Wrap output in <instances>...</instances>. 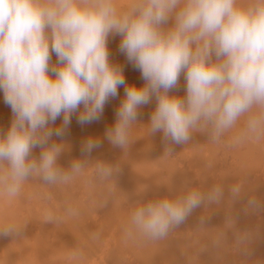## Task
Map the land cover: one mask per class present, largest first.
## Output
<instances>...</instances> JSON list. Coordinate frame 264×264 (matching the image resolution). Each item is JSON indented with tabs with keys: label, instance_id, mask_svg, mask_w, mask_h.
<instances>
[{
	"label": "clouds",
	"instance_id": "obj_1",
	"mask_svg": "<svg viewBox=\"0 0 264 264\" xmlns=\"http://www.w3.org/2000/svg\"><path fill=\"white\" fill-rule=\"evenodd\" d=\"M169 21L172 23L169 25ZM120 35V51L141 72L143 87L127 85L123 69L109 60L108 38ZM57 63L51 65V54ZM186 95H170L181 73ZM125 87L113 127L105 138L123 151L129 147L138 109L155 96L146 126L149 135L187 144L206 132L218 142L242 118L237 143L264 138V0H0V90L13 114L0 130V195L18 197L38 178L65 184L80 175L88 160L58 165L66 145L60 137L77 113L78 123L98 120L109 98ZM62 116L60 127L53 128ZM100 140L89 137L82 154ZM41 149L38 157L33 149ZM172 153L171 148H166ZM101 180L114 177L116 165L96 161ZM240 187L231 190L239 198ZM224 192L187 188L174 198L150 199L131 212L125 233L160 240L194 209L220 201ZM253 210L264 204L249 199ZM48 220L52 219L51 214ZM24 227L0 225V235L20 236Z\"/></svg>",
	"mask_w": 264,
	"mask_h": 264
},
{
	"label": "rangeland",
	"instance_id": "obj_2",
	"mask_svg": "<svg viewBox=\"0 0 264 264\" xmlns=\"http://www.w3.org/2000/svg\"><path fill=\"white\" fill-rule=\"evenodd\" d=\"M119 3L126 5L129 0ZM120 42V35L109 36L110 62L122 67L127 85L143 87L141 72L120 51ZM56 63L57 57L52 53L50 64ZM184 80L182 72L177 87L169 94L183 98ZM124 97L125 87L120 86L118 95L105 104L100 118L83 125L77 120L81 105L64 134L52 137L53 141L66 145L58 158L60 167L68 169L77 159L89 161L82 174L56 186L32 178L23 185L18 197L9 200L0 195V225L11 222L24 227L18 237L0 235V264H264V208L253 210L247 204L249 199L264 204V138L236 142L244 127V117L218 142L203 131L194 133L187 144L166 142L162 132L147 135L146 126L156 107L153 96L138 109L137 125L132 127L129 147L123 151L109 143L105 132L114 126L116 111ZM12 119V110L0 90V130L6 133ZM61 124L62 116L52 127ZM89 137L99 139L100 146L84 155L82 143ZM166 148H171L172 153L165 152ZM40 151L39 147L34 148L33 155L38 157ZM96 161L116 164L119 170L114 177L101 180L96 174ZM234 186L241 190L236 199L231 192ZM214 187L223 189L220 201L194 209L167 237L150 240L136 233L126 236L131 212L139 204L165 196L174 198L187 188L207 193ZM110 209L114 211L112 216ZM49 214L51 220L47 218ZM111 232L117 236L113 237ZM90 235L103 240L89 257L81 249L91 246Z\"/></svg>",
	"mask_w": 264,
	"mask_h": 264
},
{
	"label": "bare ground",
	"instance_id": "obj_3",
	"mask_svg": "<svg viewBox=\"0 0 264 264\" xmlns=\"http://www.w3.org/2000/svg\"><path fill=\"white\" fill-rule=\"evenodd\" d=\"M126 67H127V66H126ZM126 67H125V69H126ZM128 67H129V66H128ZM128 67H127V68H128ZM125 69H124V70H125ZM136 72H137V71H136ZM136 72H135V73H136ZM129 74H130V73H129ZM136 78H137V76H136ZM184 81H185V80H184ZM137 82H138V81H137ZM180 84H181V82H180ZM184 90H185V88H184ZM182 95H183V94H182ZM151 103H152V102H151ZM155 105H156V104H155ZM137 121H138V120H137ZM145 130H146V129H145ZM103 134H104V133H103ZM147 135H149V134H147ZM135 136H136V135H135ZM146 137H147V136H146ZM152 137H153V136H152ZM148 139H149V138H148ZM195 140H196V139H195ZM59 141H60V139H59ZM135 141H136V139H135ZM140 141H141V140H140ZM140 141H139V142H140ZM197 141H198V140H197ZM213 142H214V141H213ZM253 142H254V141H253ZM135 143H136V142H135ZM209 143H210V142H209ZM193 144H194V143H193ZM212 144H213V143H212ZM149 145H150V144H149ZM161 145H162V144H161ZM210 146H211V145H210ZM212 146H213V145H212ZM134 147H135V146H134ZM164 147H165V146H164ZM102 148H103V147H102ZM105 148H106V147H105ZM106 149H107V148H106ZM108 149H109V148H108ZM213 149H214V148H213ZM102 150H103V149H102ZM213 151H214V150H213ZM163 152H164V151H163ZM120 153H121V152H120ZM256 153H257V152H256ZM143 154H144V153H143ZM145 154H146V153H145ZM152 154H153V153H152ZM158 155H159V154H158ZM161 155H162V154H161ZM149 156H150V155H149ZM127 157H128V156H127ZM248 157H249V156H248ZM129 158H131V157H129ZM153 158H155V157H153ZM184 158H185V157H184ZM217 158H218V157H217ZM108 159H109V158H108ZM244 159H245V157H244ZM109 160H111V159H109ZM156 160H157V159H156ZM245 161H246V160H245ZM110 162H111V161H110ZM218 162H219V161H218ZM237 162H238V161H237ZM109 164H110V163H109ZM114 164H115V163H114ZM138 164H139V163H138ZM256 164H257V163H256ZM111 165H112V163H111ZM115 165H116V164H115ZM142 165H143V164H142ZM258 165L260 166V164H258ZM143 166H144V165H143ZM147 166H148V165H147ZM156 166H157V165H156ZM145 167H146V166H145ZM149 167H150V166H148V168H149ZM251 167H252V166H251ZM139 168H140V167H139ZM241 168H242V167H241ZM154 169H155V167H154ZM154 169H153V171H154ZM151 170H152V169H151ZM160 170H161V169H160ZM210 170H211V169H210ZM149 171H150V170H149ZM153 171H152V172H153ZM207 171H208V170H207ZM242 171H243V170H242ZM228 173H229V172H227V174H228ZM183 174H185V173H183ZM188 174H189V173H188ZM224 174H226V173H224ZM224 174H223V175H224ZM227 174H226V175H227ZM242 174H243V173H242ZM129 175H130V174H129ZM159 175H160V174H159ZM117 176H118V175H117ZM117 176H116V177H117ZM169 176H170V175H169ZM232 176H233V175H232ZM121 177H123V176H121ZM121 177H120V178H121ZM225 177H226V176H225ZM128 178L131 179L130 176H129ZM142 178H143V181H144V180H145V177H142ZM174 178H175V177H174ZM174 178H173V179H174ZM223 178H224V177H223ZM232 178H233V177H232ZM226 179H227V178H226ZM118 180H120V179H118ZM122 180H123V179H122ZM128 180H129V179H128ZM128 180H127V181H128ZM146 180H147V179H146ZM115 181H116V178H115ZM129 181H130V180H129ZM140 181H141V180H140ZM153 181H154V180H153ZM226 181H227V180H226ZM119 182H120V181H119ZM131 182H133V180H131ZM148 182H149V181H147V183H148ZM210 182H211V181H210ZM126 183H127V182H126ZM129 183H130V182H129ZM139 183H140V182H139ZM141 183H142V182H141ZM147 183H146V184H147ZM151 183H152V182H151ZM120 184H121V183H120ZM131 184H132V183H131ZM154 184H155V183H154ZM154 184H153V185H154ZM56 185H57V184H56ZM56 185H55V186H56ZM127 185H128V184H127ZM53 186H54V185H53ZM133 186H134V184H132L131 188H132ZM145 186H146V185H145ZM157 186H158V185H157ZM157 186H156V187H157ZM50 187H51V186H50ZM222 187H223V186H222ZM53 188H54V187H53ZM55 188H56V187H55ZM55 188H54V189H55ZM131 188H129V189H131ZM137 188H138V187H137ZM150 188H151V187H150ZM170 188H171V187H170ZM170 188H169V190H170ZM50 189H52V188H50ZM162 189H163V188H162ZM52 190H53V189H52ZM148 190H151V189L148 188ZM148 190H147V191H148ZM159 190H160V189H159ZM61 191H62V190H61ZM63 191H64V190H63ZM63 191H62V192H63ZM133 191H134V190H133ZM157 191H158V190H157ZM164 191H165V190H164ZM172 191H173V190H172ZM148 192H149V191H148ZM158 192H159V191H158ZM175 192H176V191H175ZM225 192H226V191H225ZM135 193H136V192H135ZM143 193H144V192H143ZM154 193H155V195H156V192H154ZM163 193H164V192H163ZM178 193H179V192H178ZM226 193H227V192H226ZM157 194H158V193H157ZM168 194H169V192H168ZM133 195H134V194H133ZM164 195H165V194H164ZM139 196H140V195H139ZM145 197L148 198L147 196H145ZM118 200H119V199H118ZM115 201H116V199H115ZM107 203H108V202H106V203H104V204H107ZM117 205H118V202H117ZM117 205H115V203L113 204L114 207L116 206L115 208H116L117 211H118L119 209L117 208ZM119 207H120V206H119ZM113 209H114V208H113ZM113 209H112V210H113ZM110 210H111V209H110ZM112 210L110 211V212H112L111 216H112L113 213H114V211H112ZM122 210H123V209H121V213L123 212ZM110 212H109V213H110ZM108 215H109V214H108ZM117 216H118V215H117ZM119 216H120V215H119ZM108 217H109V216H108ZM120 217H121V216H120ZM109 218H110V217H109ZM118 219H119V218H118ZM128 219H129V218H128ZM110 223H111V222H110ZM111 225H112V224H111ZM115 228H116V227H115ZM105 229H106V228H105ZM109 230H110V227H109ZM113 231H114V230H113ZM113 231H112V232H113ZM104 232H106V230H105ZM112 232L110 233L111 235H112ZM78 233H80V232H78ZM86 233H87V232H86ZM98 233H99V232H98ZM100 233H102V232L100 231ZM113 233L116 234V232H113ZM81 234H82V233H81ZM90 234H91V232H90ZM67 235H68V234H67ZM73 235H74V234H73ZM82 235H84V234H82ZM88 235H89V234H88ZM88 235H87V236H88ZM133 235H134V234H133ZM77 236H78V234H77ZM101 236H103V234H101ZM112 236H113V235H112ZM112 236H110V237H112ZM115 236H117V235H115ZM115 236H113V237H115ZM126 236H128V235H126ZM89 237H92V236L90 235ZM118 237H119V236H118ZM128 237H129V236H128ZM79 238H80V237H79ZM83 238H84V236H83ZM127 239H129V238H127ZM72 240H73V239H72ZM83 240H84V239H83ZM102 240H103V239L100 240V237H98V235H97L96 238H94V236H93V237H92V240H90V241H91V246L89 245L90 247H89V248L87 247L88 249L83 247V248L81 249V253H82V254H83V253H84V254L86 253L87 255H89V257L92 256V253L94 254L95 251L97 250L98 242H99V241L102 242ZM104 240H105V239H104ZM123 240H124V239H123ZM118 241H119V240H118ZM70 242H71V240H70ZM82 242H83V241H82ZM85 243H86V241H85ZM85 243H84V244H85ZM89 243H90V242H89ZM87 244H88V243H87ZM94 244H95V245H94ZM74 245H75V244H74ZM71 246H72V245H71ZM78 246H79V245H78ZM78 246H77V247H78ZM102 246H103V245H102ZM80 247H81V246H80ZM78 250H79V248H78ZM115 256H116V254H115ZM88 260H89V259H88Z\"/></svg>",
	"mask_w": 264,
	"mask_h": 264
}]
</instances>
